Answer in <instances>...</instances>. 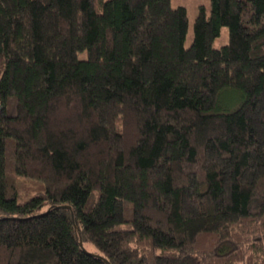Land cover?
I'll return each instance as SVG.
<instances>
[{
  "label": "trees",
  "instance_id": "1",
  "mask_svg": "<svg viewBox=\"0 0 264 264\" xmlns=\"http://www.w3.org/2000/svg\"><path fill=\"white\" fill-rule=\"evenodd\" d=\"M210 1L0 0V264H264V0Z\"/></svg>",
  "mask_w": 264,
  "mask_h": 264
},
{
  "label": "rangeland",
  "instance_id": "2",
  "mask_svg": "<svg viewBox=\"0 0 264 264\" xmlns=\"http://www.w3.org/2000/svg\"><path fill=\"white\" fill-rule=\"evenodd\" d=\"M172 5L177 6H185L188 10V17H189V30L186 40V45L189 46L193 39V27L195 18L199 13L200 7L204 6L207 10V14H210L211 11V1L210 0H171ZM229 38V28L227 26L223 27L221 30V35L217 37L214 42L216 47H220L227 43Z\"/></svg>",
  "mask_w": 264,
  "mask_h": 264
}]
</instances>
